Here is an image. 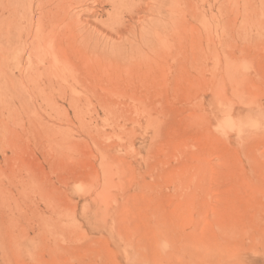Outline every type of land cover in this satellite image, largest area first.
Instances as JSON below:
<instances>
[{
	"label": "rangeland",
	"instance_id": "rangeland-1",
	"mask_svg": "<svg viewBox=\"0 0 264 264\" xmlns=\"http://www.w3.org/2000/svg\"><path fill=\"white\" fill-rule=\"evenodd\" d=\"M134 1L120 21L92 2L69 18L106 39L125 27V41L150 24L157 48L152 1ZM176 1L172 55L150 51L130 76L106 58L55 76L30 16L9 20L1 66L24 72L0 77V264H264V0Z\"/></svg>",
	"mask_w": 264,
	"mask_h": 264
},
{
	"label": "bare ground",
	"instance_id": "bare-ground-1",
	"mask_svg": "<svg viewBox=\"0 0 264 264\" xmlns=\"http://www.w3.org/2000/svg\"><path fill=\"white\" fill-rule=\"evenodd\" d=\"M1 1L6 5L4 4L5 5L3 8L4 12L0 14V42L1 44H4V46L2 45L0 47V53L2 55L0 57L1 59L0 77L3 79L6 87H8L9 85L15 87L16 84H21L23 80L22 75L24 71L21 72V66L18 67V70L20 72L19 73L20 83H18L17 81L12 82L13 80L9 77L8 74H6L5 68L1 66V63L5 64L8 61L9 52H7V50L9 49V46L11 44L13 45V43H16V40H13V38L11 37V33H12L11 27L15 28L16 26L13 23V25L15 26L14 27L9 22V20H11L16 16H18V21L20 23L19 29H21V25L23 23L21 18L26 19L29 18L30 16L31 25L30 24L29 25L31 26V29H28V31L30 34H32V32L34 33L31 46L33 50L35 52H38L40 54L39 56H41L39 57L38 60H36V62L38 63V65H45L49 61L47 67H45V70L52 74L54 73L55 76H59L61 74L63 75V73L65 72L59 69L60 66L63 67L64 69L65 67L75 63L76 61L83 62L85 64V68L88 70L91 69L95 71L99 70L101 69L100 67L105 58L110 59L109 60L110 62H114V61L117 62L121 59L120 60L121 65L127 67L128 69L127 75L130 76V75H134V71H135L134 69H136L137 71V68H139L141 71H143V66L146 68V71L144 72H147L148 69L147 64L150 63L148 62V60H150V51L151 53L157 52L160 56H162V54L164 56L168 55V58L173 53L172 46L165 44L166 43L165 39L167 38V35L169 33L166 31L167 28L166 24L163 23L165 18L167 19L168 17V14H165V18L163 16L164 13L163 8H165L166 6L164 4L165 0H149V2L152 1V6H150L149 4L146 10L148 15H150V11H152L151 13L153 18L150 20H151V24L155 25L154 39L156 40V44L158 47L153 48L152 46V49H150V44H151L150 41L152 39V37H150V24L148 25L149 27L140 30L137 38L133 36L135 38L133 41L131 40L125 41L123 40L121 35L126 32L125 27L124 28L122 27L120 28L119 26L116 27L114 32V37L111 36L110 38L106 39L105 37H102L101 34L96 36L95 34H91V33H84V32L82 33L81 31H79V29L73 27L74 22L72 21L71 18H69L70 12H72L74 9L78 7H82L87 2H92L95 6H102V8L110 7V12L108 14L109 20L120 21L124 16H128V17L133 16L134 14L133 7L135 2L134 0H39L37 6H35L34 2H32L31 0H29L30 2L26 0H17L18 5L21 2L24 3L22 4V10H20V8L18 9L19 6L16 9L10 8V6H12L11 0H1ZM180 1L178 2L180 3ZM25 2H27V5H25ZM178 2L176 1L177 4ZM181 4L183 5V2H181ZM173 6H175V4H173ZM7 7H9L11 11H8ZM210 11H212V6L210 7ZM184 12H179V13L184 14ZM36 15H38L37 20L39 27L37 30H35L33 26ZM181 17L183 18V16ZM181 26L182 27L180 28L183 29V24H181ZM168 29L170 30L171 26ZM175 29L178 30L177 27ZM174 31L171 30L170 33L172 35H175L174 33L176 31L175 32ZM180 31L182 32L183 30ZM118 35L121 36L117 38L116 36ZM18 37H22V35H19ZM176 40L177 41L174 43L173 47L177 48L175 55L176 54L179 55L182 52L183 41L182 39H176ZM18 42L20 45V41ZM16 48L15 50L18 51L19 50L18 46ZM24 49L25 47L23 46L22 53H20V55L22 56L21 58L24 57L23 56ZM192 57L193 55L191 56V60L194 59V58L192 59ZM109 65H113V64L109 63ZM118 68L119 67H117V69ZM113 70H114L113 68H110V74H114ZM195 79H193L194 82Z\"/></svg>",
	"mask_w": 264,
	"mask_h": 264
}]
</instances>
